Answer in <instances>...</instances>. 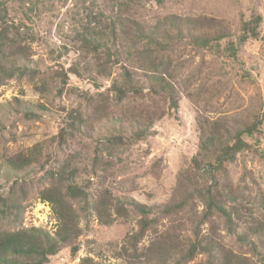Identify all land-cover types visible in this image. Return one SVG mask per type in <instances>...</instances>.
I'll return each instance as SVG.
<instances>
[{"label":"rangeland","instance_id":"rangeland-1","mask_svg":"<svg viewBox=\"0 0 264 264\" xmlns=\"http://www.w3.org/2000/svg\"><path fill=\"white\" fill-rule=\"evenodd\" d=\"M2 1L0 29L4 23L19 27L16 40L29 46V56H0V67L5 65L7 72L0 71V229L55 232L57 217L39 192L53 181L51 174H62L91 200L107 189L129 214L105 224L90 209L81 221V234L62 244L47 264H79L84 257L132 264L122 251L127 238L138 231L141 215L130 202L155 210L182 184L194 192L200 210L204 203L197 190L221 194L230 218L214 212L211 222L223 246L244 264H264V123L259 152L240 153L222 168L203 151L199 154L209 122L224 118L235 128L264 111V0ZM30 6L33 11L27 10ZM254 12L263 16L261 35L242 46L238 59L176 39V25L186 28L175 18L222 22L239 33L241 19ZM133 21L156 29L165 48L148 53L156 47L135 36ZM85 27L110 48V55L84 45ZM104 56L113 59L106 62ZM71 67H78L79 73ZM61 72L67 73L66 84ZM127 72L139 91L130 87L119 101L110 87H124ZM165 81L175 91L166 93ZM103 93H109V113L90 119ZM172 96L178 100L176 109L170 104ZM144 103L160 107L164 116L144 138H135L136 126L123 112ZM71 120L77 129L68 135L64 131L63 139L62 129ZM21 155L36 160L23 169H10L8 161ZM164 222L159 220V229ZM259 226L263 229L257 232ZM211 227L206 223L204 232L211 233ZM184 234L185 242L192 239V227ZM151 238L147 233L144 245ZM75 244L79 250L73 255ZM186 264H208V255L202 252Z\"/></svg>","mask_w":264,"mask_h":264},{"label":"trees","instance_id":"trees-1","mask_svg":"<svg viewBox=\"0 0 264 264\" xmlns=\"http://www.w3.org/2000/svg\"><path fill=\"white\" fill-rule=\"evenodd\" d=\"M4 2L0 0V20L4 17ZM2 8V9H1ZM28 11H33L34 6H30ZM177 22L185 25L184 29L180 24L176 25V39H184L200 50L211 51L215 54H223L231 59H238V53L242 46L249 39H258L261 35V24L263 16L260 13H252L249 19H241L240 32L234 33L229 25L222 22L211 24L205 19H184L175 18ZM173 21V20H171ZM134 22L135 36L145 40L147 46L153 45L156 48L147 50L152 54L158 49L165 48L163 42L158 38L156 29L144 28L139 23ZM133 24V23H132ZM92 28H84L85 46L92 51L110 55L111 50L97 39L92 33ZM21 35L19 27L7 26L4 23L0 29V56L5 59L16 57H28V45H21L16 36ZM170 39H175L170 38ZM222 42H225L223 45ZM99 58V61L102 59ZM106 62L112 61L113 56H104ZM105 62V63H106ZM100 63V62H99ZM153 66L155 60L150 62ZM102 67L105 66L101 62ZM0 71L6 72L5 65L0 67ZM73 72L79 73L78 67L70 68ZM7 73V72H6ZM62 73V72H61ZM62 83H67V73H62ZM139 91L133 86L131 77L127 72V79L124 87L112 85L111 90H116V98L121 101L131 88ZM162 88L168 93L174 90L173 86L165 81ZM63 88H60L62 91ZM109 93L101 94L96 106L95 115L104 117L109 113ZM173 109L178 108V100L172 96L170 101ZM126 119L136 126L135 138H144L153 122L164 116L160 107H153L147 103L133 105L128 111L123 112ZM82 121V120H81ZM264 123V111L255 115L248 122H242L238 127L233 128L224 118L209 122L210 128L202 132L200 153L202 151L207 158L216 162L222 168L224 164L232 162L237 155L245 151L259 152L261 147L260 135ZM76 122L72 120L63 128L61 138H65L64 131L77 129ZM81 124V123H79ZM85 124V123H84ZM68 131V132H67ZM253 140L250 142L249 140ZM209 153V154H208ZM99 156L96 162H101ZM36 159L31 156H15L8 161L10 169H23ZM195 159V164H198ZM51 174L53 181L50 185L39 192V197L43 201H48L57 217L58 226L55 232L51 233L46 229L38 227H19L16 229H0V264H47L49 257L57 254L62 244L76 239L82 232L81 221L86 219L90 209H93L98 219L111 224L115 219L127 217L129 209L117 198H114L110 191L101 190L95 200H91L88 194L77 183L70 181L62 174ZM199 199L204 203V208L200 210L199 202L195 201V194L185 185H178L175 195L168 203L160 206L150 207L132 200L130 203L141 215L139 218V229L129 236L123 247L122 255L129 259L132 264H186L200 253L208 255V264H244V260L226 249L220 241L216 229L213 227L211 217L214 212L222 214L226 220L229 219V209L225 206L221 194L212 195V191L197 190ZM157 212L159 216H152ZM115 214V215H114ZM159 220H165L163 227L159 229ZM210 223L211 233L206 234L203 226ZM192 227L193 237L185 242V230ZM263 226L256 230L261 231ZM151 233V242L144 245V237ZM79 246L73 245L71 252L77 254ZM79 264H104L94 261L91 257L82 258Z\"/></svg>","mask_w":264,"mask_h":264}]
</instances>
